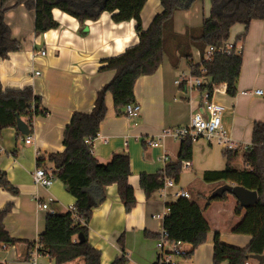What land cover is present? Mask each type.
<instances>
[{
  "label": "crops",
  "instance_id": "crops-1",
  "mask_svg": "<svg viewBox=\"0 0 264 264\" xmlns=\"http://www.w3.org/2000/svg\"><path fill=\"white\" fill-rule=\"evenodd\" d=\"M148 1L141 11L145 29L162 9L160 0H150L151 8L147 12ZM199 1L188 10L175 12L177 33L182 34L187 26L201 25L209 15V12L206 15L205 0L202 5ZM13 5L11 1L4 17L19 48L6 58H0V82L3 89L32 88L41 97L48 113L34 118L32 132L28 134L32 137L30 143L24 141L27 135L18 133L13 127L4 128L0 134V171L16 190L0 188V210L9 207L4 225L12 237L20 240L13 245H0V264H32L28 242H37L45 231L47 214L65 213L74 203V197L59 179L54 178L48 187L34 183L32 173L37 167V158L63 150V132L73 113H89L96 92L114 75L113 70L100 69L103 59L137 44L138 36L134 19L114 22L111 13L105 11L96 20L80 22L58 8L52 9L57 27L35 34L34 11L27 10L23 4ZM244 30L243 24H234L228 38L240 47L242 56L236 93L229 95L224 89L212 98L222 108L223 128L239 149L251 145L254 123L264 121V96L254 93L255 89L264 91V19L252 20L244 39L236 41ZM42 49L46 51L44 55L40 54ZM197 51L195 49L197 60L192 57L194 63L200 61ZM184 59L179 57L177 63L172 64L165 55L155 72L136 80L134 96L141 111L135 117L117 115L111 94L106 95L107 114L94 139L92 154L99 162L106 163L114 153H128V183L134 190L136 204L126 212L116 185L105 187L104 200L93 208L88 222V241L101 252L100 264H109L122 254L118 242L121 235L128 259L126 264H155L158 258L156 243L163 230V217L156 215H162L165 207L178 198L181 189L204 206L203 216L210 231L206 241L194 248L189 258L174 256L176 264H213L216 233L222 242L239 248H246L252 239L250 235L232 232L241 218L234 214L235 197L228 195L226 200L205 204L204 198L216 187L230 183L203 179L205 171L221 170L226 165L224 147L215 140L192 141L191 165L182 166L180 178L173 186L156 190L150 196L140 187L142 173L161 171L166 164L177 160L180 150L178 140L166 138L160 146L151 147L146 144L147 139L164 128L187 125L193 112L202 105L199 90L188 91L174 84L176 77L190 70ZM163 155L169 157L167 163L161 161ZM233 164L237 168L245 166L241 154ZM46 167L52 169V164L46 162ZM43 202L48 204L47 209L41 208ZM145 232L155 236H146ZM74 238L77 240V236ZM180 248L189 252L192 245L181 243ZM36 264L57 263L54 258L39 254ZM62 264H85V261L79 257ZM248 264L258 262L251 258Z\"/></svg>",
  "mask_w": 264,
  "mask_h": 264
},
{
  "label": "trees",
  "instance_id": "trees-1",
  "mask_svg": "<svg viewBox=\"0 0 264 264\" xmlns=\"http://www.w3.org/2000/svg\"><path fill=\"white\" fill-rule=\"evenodd\" d=\"M11 1H14L13 6L23 4L27 10L34 11L35 34H42L57 27L58 23L52 15L53 8H58L80 22L96 20L105 11L111 13L114 22L131 19L136 22L138 43L126 48L121 54L103 59L100 69L113 70L114 75L96 92L93 108L89 113H73L63 132V150L37 158V166L46 167V162L52 164L54 178L59 179L74 197L72 209L61 214H47L45 231L37 240V253L54 258L57 264L79 257L84 259L85 264H100L101 252L88 241V222L93 208L104 200L105 187L116 185L117 194L126 212L136 204L134 190L128 183V153H114L108 162L102 163L95 158L90 145L85 142L86 139L96 138L100 124L106 117V95L111 94L115 113L123 115L124 106L135 101L136 80L140 76L155 72L165 55L172 64H176L179 57H184L195 75L205 69V75L214 84L224 83L226 92L234 95L242 65L241 53L214 52L210 59H204V53L208 46L217 48L227 40L230 28L237 23L245 26L244 32L236 40L242 41L249 23L254 19H264V0H209V15L201 25L187 26L182 34L174 30V14L176 11L190 9L196 0H160L162 10L154 15L146 29L142 25L141 11L147 0H0V58L3 59L19 48V42L11 36L4 17ZM193 48L201 53V60L197 63L192 59ZM47 113L41 97L35 94L32 88L3 89L0 82V134L7 127L18 131L17 115L26 122L32 132L34 118L45 116ZM240 154L245 165L243 168H237L233 164ZM223 155L226 158L224 169L205 171L203 179L207 182H230L255 190L258 201L248 207H242L236 201L234 208V214L241 218L232 227V232L250 235L252 239L248 246L239 248L226 244L216 233L213 264H248L251 255L264 253V121L254 123L249 147L223 149ZM191 157L192 140L188 137L180 141V150L175 162L166 164L164 169L156 173L140 175L139 183L145 195L150 196L152 192L160 190L166 178L178 182L183 170L182 162L190 160ZM0 188L16 191L2 171ZM228 195L231 194L225 192L211 201L226 200ZM204 200L207 205V197ZM168 207L169 211L163 217L165 239L169 242L191 244V251L179 254L189 258L194 248L206 241L210 231V226L203 216L204 206H200L191 197H178L169 203ZM8 212L9 207L0 210V245H13L20 241L12 237L5 228L4 219ZM79 233L83 234V241L75 240L74 237ZM145 234L155 236L147 232ZM118 242L122 247V254L109 264L127 263L123 235L119 237ZM28 244L32 250L34 243ZM155 264H160L158 258Z\"/></svg>",
  "mask_w": 264,
  "mask_h": 264
},
{
  "label": "built area",
  "instance_id": "built-area-1",
  "mask_svg": "<svg viewBox=\"0 0 264 264\" xmlns=\"http://www.w3.org/2000/svg\"><path fill=\"white\" fill-rule=\"evenodd\" d=\"M214 52L223 54H231L233 52L240 53V47H237L235 41L227 39L217 48L211 45L208 46L204 53V59H210ZM45 53L46 51L44 49L40 51L41 55H44ZM197 53L200 56L201 60V53L199 51H197ZM205 72V69H202L199 75H195L190 69L187 73L183 72L174 79V84L178 88H185L188 91L199 90L202 97V105L199 109H196L193 112L190 122L187 125H179L162 129L160 133L147 139L146 144L148 146H160L161 141L166 138H172L178 141H182L190 137L192 141H195L199 138H204L206 140H215L217 144L222 145L224 149H235L237 147L234 141H232L230 135L227 133L226 129H224L222 126L221 106L212 99L215 93L223 92L224 89H226V85L224 83L214 84L211 79L205 75ZM208 87H210V89ZM254 93L264 96V91L261 89H255ZM139 111V103L133 101L124 106L123 115L126 117H135L139 114ZM94 139L89 138L85 140V142L90 145L91 152ZM31 140L32 137L30 135H27L24 141L25 143H30ZM160 159L164 163H167L169 161V157L167 155L161 156ZM190 165L191 162L189 160L182 162V166L184 168H188L190 167ZM32 177L34 183L43 187L50 186L54 180L52 169L42 166H37L35 168L32 173ZM174 183L175 182L173 179L166 178L162 188L173 186ZM177 196L186 198L190 197L189 193L182 189L178 191ZM40 206L43 209H47L48 204L46 202H43ZM168 211L169 207L167 205L162 215H156V217H164V215ZM165 238L166 231L163 229L156 243V248L158 251V262L160 264H176V262L174 261V256H177L180 253L184 252V250L180 248L182 242H169ZM2 245L4 247L6 246V244ZM32 247V253L29 261L32 262V264H36V256L39 255L36 251L38 243L35 242Z\"/></svg>",
  "mask_w": 264,
  "mask_h": 264
},
{
  "label": "water",
  "instance_id": "water-1",
  "mask_svg": "<svg viewBox=\"0 0 264 264\" xmlns=\"http://www.w3.org/2000/svg\"><path fill=\"white\" fill-rule=\"evenodd\" d=\"M16 128L23 135H28L30 129L26 122L17 115ZM229 193L233 195L242 207H248L255 204L258 201V194L255 190L247 189L241 185H235L232 183H224L216 187L207 197V204L210 203L211 199L216 196H220L223 193ZM97 204V203H95ZM77 240L83 241L84 236L82 233L77 234ZM250 258L256 260L258 264L264 263V253L259 255H251Z\"/></svg>",
  "mask_w": 264,
  "mask_h": 264
},
{
  "label": "rangeland",
  "instance_id": "rangeland-1",
  "mask_svg": "<svg viewBox=\"0 0 264 264\" xmlns=\"http://www.w3.org/2000/svg\"><path fill=\"white\" fill-rule=\"evenodd\" d=\"M157 1V0H156ZM204 0H200L199 1V3L202 5V2H203ZM158 3H159V1H158ZM150 0L148 1V4L146 5V11L148 12L149 10H150ZM162 9L160 8L159 9V11L158 12H160ZM205 10L207 11V13H206V15L208 14V12H209V0H205ZM192 53H193V56H194V61H196L197 59H196V56H195V49L193 48L192 49ZM185 60V59H184ZM189 68V67H188ZM140 111H141V109H140ZM140 111H139V113H140ZM230 199H233L232 197H230Z\"/></svg>",
  "mask_w": 264,
  "mask_h": 264
}]
</instances>
